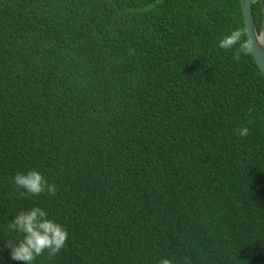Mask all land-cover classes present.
<instances>
[{"label":"trees","instance_id":"obj_1","mask_svg":"<svg viewBox=\"0 0 264 264\" xmlns=\"http://www.w3.org/2000/svg\"><path fill=\"white\" fill-rule=\"evenodd\" d=\"M0 264H264L239 0H0Z\"/></svg>","mask_w":264,"mask_h":264},{"label":"water","instance_id":"obj_2","mask_svg":"<svg viewBox=\"0 0 264 264\" xmlns=\"http://www.w3.org/2000/svg\"><path fill=\"white\" fill-rule=\"evenodd\" d=\"M242 17L245 27V34L253 59L257 68L264 76V0L260 1L261 6V28L257 30L255 20L252 14L253 0H239Z\"/></svg>","mask_w":264,"mask_h":264}]
</instances>
